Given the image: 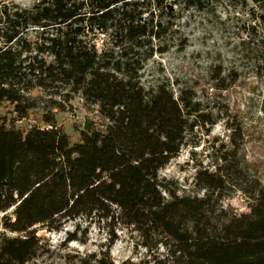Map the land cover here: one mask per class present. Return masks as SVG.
Returning <instances> with one entry per match:
<instances>
[{"label": "trees", "instance_id": "trees-1", "mask_svg": "<svg viewBox=\"0 0 264 264\" xmlns=\"http://www.w3.org/2000/svg\"><path fill=\"white\" fill-rule=\"evenodd\" d=\"M34 1L0 7V105L16 114L0 121V264H36L44 246L35 227L81 217L104 223L109 244L131 230L144 250L117 262L107 246L98 264H264V165L247 155L239 114L216 103L240 67L211 64L212 94L192 82L142 81L156 53L186 44L182 12L219 3L247 10L238 46L264 65V0ZM77 94L106 123L87 120L72 144L55 110ZM38 109L45 127L17 124ZM219 121L229 143L213 150V166L197 167L193 191L160 175L196 129L210 133ZM237 193L249 212L224 205Z\"/></svg>", "mask_w": 264, "mask_h": 264}, {"label": "rangeland", "instance_id": "rangeland-1", "mask_svg": "<svg viewBox=\"0 0 264 264\" xmlns=\"http://www.w3.org/2000/svg\"><path fill=\"white\" fill-rule=\"evenodd\" d=\"M34 0H0V7L10 9L16 7L30 8ZM243 8H233L225 3H219L216 9L209 13L194 10L182 12L178 23L179 35L187 38L184 46L175 39L173 46L166 53H156L145 65L142 81L145 86H155L160 82H192L198 88H210L207 71L211 64L223 61L228 67L239 66L241 77L236 85L218 95L216 103L228 104L232 112L239 114L244 122V132L247 141V155L250 160H259L264 165V65L259 57L242 56L238 46L240 36L239 26L247 19ZM102 38L98 43L102 46ZM255 56V55H254ZM42 110L32 111L27 118L17 121L23 129L28 130L33 125L45 127L42 120ZM57 123L68 133L71 143L80 140V130L87 120H92L96 127L104 129L105 119L100 116L98 106L87 104L80 95H75L64 111L55 110ZM13 106L5 102L0 105V121L4 118H15ZM222 143H229V131L223 121H219L207 133L205 129H196L188 138L179 155L160 170V175L193 191V180L197 167L202 164L213 166L215 162L214 149ZM225 206H230L237 213L250 211V201L237 193L225 200ZM3 216L0 215V234L4 231ZM38 236L44 246L43 253L36 259V264H98L96 258L111 246L112 259L121 262L127 258H137L144 250L136 233L129 229L118 230V238L110 243L108 229L97 219L83 217L68 220L59 229L49 228L39 224L36 227ZM75 233L77 239L69 240V235ZM17 235L16 233H9Z\"/></svg>", "mask_w": 264, "mask_h": 264}]
</instances>
